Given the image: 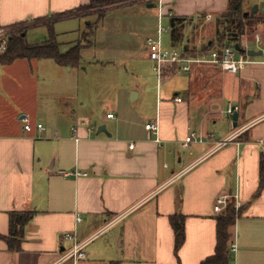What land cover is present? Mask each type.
Returning a JSON list of instances; mask_svg holds the SVG:
<instances>
[{
  "label": "crops",
  "instance_id": "obj_1",
  "mask_svg": "<svg viewBox=\"0 0 264 264\" xmlns=\"http://www.w3.org/2000/svg\"><path fill=\"white\" fill-rule=\"evenodd\" d=\"M90 3L0 0V28L10 33L34 23L24 32L26 39L38 31L48 40L53 31L59 42L68 33L61 24L86 17L78 12ZM137 3L158 19L157 0ZM165 3L167 12L191 20L186 28L189 46L190 29L197 32L217 22L229 0ZM262 8L258 16L264 15ZM72 12L75 16L60 18ZM207 14L212 21H204ZM257 25L264 49V22ZM166 36L171 42V34ZM202 46L199 41L193 48ZM242 49L239 53L255 50L262 55L250 56L256 63L238 74L195 65L190 73H179L186 83L166 90L178 73L166 74L161 83L157 79L155 87L141 78L144 83L134 84L126 101L139 105L125 108L116 101L113 108L106 107V116L75 90L74 72L88 69L83 56L79 67L51 59L0 61V264H202L216 252L217 218L222 215L214 211L216 199L236 194L241 215L231 230L230 264H264V189L257 194L264 155V50L255 35ZM145 51L156 74L146 41ZM110 113L115 118H107ZM26 118L34 126L30 133L24 130ZM157 118L161 144L145 129ZM101 125L107 133H98ZM192 132L210 139L184 149L182 143ZM235 133L236 138L217 147ZM235 202L232 198L228 205ZM12 212L34 213L20 251L11 250L2 238L9 235ZM77 214L83 218L80 223ZM174 215L185 217L186 238L178 252ZM74 231L80 242H87L86 259L77 262L62 259L72 247L64 236ZM235 242L238 251L231 255Z\"/></svg>",
  "mask_w": 264,
  "mask_h": 264
},
{
  "label": "rangeland",
  "instance_id": "obj_2",
  "mask_svg": "<svg viewBox=\"0 0 264 264\" xmlns=\"http://www.w3.org/2000/svg\"><path fill=\"white\" fill-rule=\"evenodd\" d=\"M96 1L91 8L81 9L78 12L86 15L80 21L67 20L61 24L68 33L62 34L59 42L63 44L61 47L63 52L75 44L88 47L82 51L83 63L88 69L74 72L75 90L80 97L85 95V100L99 106L101 116H106L108 108H113L116 101L125 108L139 105L133 102L127 104L126 101L127 97L129 100L131 98V87L136 83H144L141 78L150 87L157 85V77L153 73L151 62L145 58V41L148 36L155 34L158 19L150 13L151 11L145 10L143 5L137 3L140 0ZM254 4H259L258 0H244V10L251 11V6ZM259 17L264 22V15ZM217 19L219 20V16ZM218 20L203 25L197 32L191 28L189 47L193 48V45L199 41L202 45L215 41L219 28ZM42 22L50 23V21ZM96 23L94 34L88 24L94 26ZM165 24L169 25V20L166 19ZM31 25L15 27L10 33L12 35L23 33ZM79 29H81L80 33L76 31ZM258 31V25L246 27L244 35L237 32V37L243 44L246 40L254 39ZM27 40L37 45L46 42L47 37L36 31L31 32ZM164 45L170 47V36H165ZM98 61L102 62V66L97 64ZM78 80L80 84H77ZM179 81L186 83L187 78L180 77L179 73L176 74L173 84H166L164 90L172 85H179Z\"/></svg>",
  "mask_w": 264,
  "mask_h": 264
},
{
  "label": "trees",
  "instance_id": "obj_3",
  "mask_svg": "<svg viewBox=\"0 0 264 264\" xmlns=\"http://www.w3.org/2000/svg\"><path fill=\"white\" fill-rule=\"evenodd\" d=\"M96 0H91V3L80 9L91 8ZM100 1V0H99ZM98 0L96 2H99ZM250 11L244 10V0H229L227 11L219 17L217 29V39L211 43L203 45L200 49L190 48L185 46L186 28L190 24V19L187 17L173 16L170 17L169 26L171 28V43L172 47H181L183 54L186 56L208 55L212 50L223 48L226 46L242 44L238 39V33L244 35L246 27L256 26L261 18L258 13L250 16ZM75 16L74 12L60 16V18H68ZM94 26H90L95 34ZM230 37V39H229ZM83 46L76 44L66 52L61 51V45L57 40L53 31L50 33L49 39L42 43L33 45L30 44L25 33H18L8 37L7 50L1 55L2 64H10L17 59H51L62 66L79 67L82 63ZM264 189V155L260 165V184L258 195ZM241 215V210L237 211L234 203H230L224 213L217 218V247L213 256L208 257L202 264H230L229 246L233 239L232 228L236 220ZM33 212H12L10 214V232L4 238L9 248L13 251H20L21 244L24 239L25 227L33 219ZM171 224L175 232V249L176 252L183 246L185 242V217L183 215H174L171 217Z\"/></svg>",
  "mask_w": 264,
  "mask_h": 264
},
{
  "label": "built area",
  "instance_id": "obj_4",
  "mask_svg": "<svg viewBox=\"0 0 264 264\" xmlns=\"http://www.w3.org/2000/svg\"><path fill=\"white\" fill-rule=\"evenodd\" d=\"M258 2L260 8L261 6L264 7V0H258ZM165 6V0H157V28L155 34L147 37L146 39V49L148 52V56L149 59L154 63V70L159 83H161L163 77L168 73H190L193 67L198 64H211L216 66L223 72L238 74L242 72L249 64L256 63L250 56H248V54L239 53V51L236 50L235 46L218 48L209 52L208 55L197 56H186L183 54L182 49L178 47H166L164 45V38L166 35L171 34V28L169 25L165 24V20L173 17L174 15L171 11L167 12ZM203 18L205 22H210L213 20V16L211 14L205 15ZM9 34V31H5L0 28V55H2L7 50ZM255 40L257 46L261 50H264L262 47L263 37L260 32H257L255 34ZM176 101L182 102V98L178 97ZM228 113L233 114L234 110L229 109ZM107 118L113 119L115 118V115L113 113H110L107 115ZM24 123V130L26 132L30 133L34 130V126L29 119H24ZM36 128L39 132L43 131L44 129L42 124H38ZM145 129L148 132L149 136L153 138L156 143H162V140L160 138V123L158 118L153 121H149L145 125ZM236 136L237 135L235 133L228 139L218 142L217 147L226 145L234 138H236ZM209 139L210 138L208 136L192 132L186 137V139L182 143V147L184 149H188L193 144H202L207 142ZM76 141H78V139H76ZM262 144L264 143L262 142ZM134 146L135 145L133 143L130 144V149H134ZM232 198L236 200V210L240 209L241 203L239 202V197L237 194L222 195L216 199L214 211L217 214H223L228 206L229 200ZM82 220V216L77 214L76 222L80 223ZM64 237L66 240L72 242V247L65 252V255L62 259L74 260L75 262L86 259L85 248L87 246V242H80L77 238L76 231L72 233H66ZM237 251L238 245L235 242L231 246V255L235 254Z\"/></svg>",
  "mask_w": 264,
  "mask_h": 264
},
{
  "label": "water",
  "instance_id": "obj_5",
  "mask_svg": "<svg viewBox=\"0 0 264 264\" xmlns=\"http://www.w3.org/2000/svg\"><path fill=\"white\" fill-rule=\"evenodd\" d=\"M260 10L259 5H255L252 10L249 12L250 16H254L258 11ZM262 11H264V8H262ZM235 48L237 51L239 52H244L245 50L242 49L239 45H235ZM247 54L251 57H256V56H261L262 55V51H255V50H248L246 51ZM237 121H238V115L237 113L234 115V126H237ZM107 133V127L106 125H101L98 129V133ZM232 256H230L231 258Z\"/></svg>",
  "mask_w": 264,
  "mask_h": 264
}]
</instances>
